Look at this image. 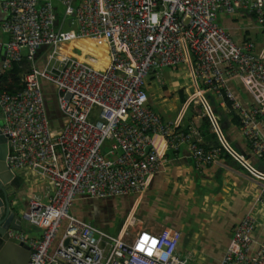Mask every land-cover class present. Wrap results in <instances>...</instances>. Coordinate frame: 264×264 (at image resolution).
I'll use <instances>...</instances> for the list:
<instances>
[{"label": "built area", "instance_id": "obj_1", "mask_svg": "<svg viewBox=\"0 0 264 264\" xmlns=\"http://www.w3.org/2000/svg\"><path fill=\"white\" fill-rule=\"evenodd\" d=\"M1 8V28L8 38L0 40V74L22 60L23 48L33 59L46 45L43 63L22 73L21 87L0 88L8 165L16 174V169L24 170L33 178L30 182L42 187L30 192L21 210L41 235L9 230L29 244L26 264H190L177 249L179 229L130 230L123 225L112 234L75 214L72 205L79 197H120L143 190L164 151L183 144L198 170L221 162L220 146L203 145L193 122L163 118L148 102L149 74L158 77L163 67L185 61L196 86L231 101L241 133L264 164V45L256 49L250 38L237 40L218 19L220 12L242 10L264 31V0H2ZM88 36L106 43L103 68L57 49L61 41ZM232 77L248 101L235 95L228 83ZM44 82L53 86L61 113L55 126L47 114ZM200 99L215 131L220 129L204 96ZM226 149L264 187V171L249 157ZM259 200L264 204L263 196ZM218 264H264V237H256L255 215L246 212L234 225Z\"/></svg>", "mask_w": 264, "mask_h": 264}, {"label": "crops", "instance_id": "obj_2", "mask_svg": "<svg viewBox=\"0 0 264 264\" xmlns=\"http://www.w3.org/2000/svg\"><path fill=\"white\" fill-rule=\"evenodd\" d=\"M1 3L2 0H0V40L4 41L7 40L8 34L1 28V22L5 15ZM55 8L57 12L61 10V6L57 3ZM218 19L232 31L237 40L250 38L255 43L256 49H260L264 45V31L257 26L255 20L247 12L238 10L232 15L220 12ZM45 51L46 45H42L37 49L34 58L29 59L25 55L26 49L23 48V57L18 72L10 71L8 78L0 80V85L12 86L13 90L21 87L22 81L17 76L21 77L22 73L33 64L41 65L44 61ZM1 61L2 56L0 66ZM181 65L186 69L188 68L189 79L192 80V85H196L191 77L188 62H182ZM174 69H178V66L173 70H169L165 66L160 70L158 77L152 71L146 78L149 104L155 107L164 118L177 117L180 119V123L184 125L190 122L185 111L189 100L197 93L198 96L201 97L202 95L205 99V94H209L219 110L216 115L222 117L220 125L224 128V134L222 132L221 134H223L226 142L223 143L218 135L222 144L225 148L230 147L234 151L242 153L246 158L249 157L256 169L264 171V164L254 156L245 136L241 133L239 125L232 121L234 111L231 113L232 109L223 99L217 97L210 90H203L201 85H198L194 92L188 88L189 95L186 96L187 99H185V103L183 102L180 110L178 109L179 92L172 93L171 89L177 90L176 86H171V84L173 85L172 79L176 77L181 81L186 76L178 74V71ZM228 83L238 98L248 101V94L236 77H232ZM203 140L208 143L211 142L207 135H204ZM167 151L171 153L167 154ZM164 154L165 158L162 160L159 169L154 172L143 190L103 200H90V197L88 200L85 199L86 197H79L73 205L74 213L84 218L93 217L94 221L103 226L105 224L111 226L113 224L111 220L113 211L123 209L125 213L130 209L126 219H123L122 226L127 225V221L134 219L136 213L141 214L140 217L138 216V220L143 223L146 222L132 229L157 230L162 226L175 227L181 232L177 249L189 257L190 264H218L234 225L246 212L252 213L256 217L257 239L264 237V204L259 200L260 196L264 197V187L254 181V177L248 172L244 164L234 156L239 164L228 161L221 156V162L209 163L203 169L198 170L194 167L188 147L184 144L178 150H166ZM198 171L199 176L197 178L196 173ZM19 175L22 177L20 182L22 187L19 186V189L16 186H7V190L15 194L12 203L15 210L21 214L30 192L42 189V187L36 186L34 182L27 183L25 180L26 173ZM198 184L202 187L201 192L197 191L199 189ZM46 189L47 187L44 190ZM81 198H84L83 201ZM108 204L112 206L111 216L107 214ZM150 220H154V223H149ZM22 225L26 237H39L41 235V229L25 218H22Z\"/></svg>", "mask_w": 264, "mask_h": 264}, {"label": "water", "instance_id": "obj_3", "mask_svg": "<svg viewBox=\"0 0 264 264\" xmlns=\"http://www.w3.org/2000/svg\"><path fill=\"white\" fill-rule=\"evenodd\" d=\"M1 123L2 118H0V126ZM216 131L222 142L226 143L221 130L217 129ZM7 152V137L2 133L0 127V264H26L31 252L29 244L9 233L10 229L15 231H24L25 229L22 225L23 217L15 210L12 203L15 194L7 190V186L19 187L22 177L9 167ZM66 241L67 239H65Z\"/></svg>", "mask_w": 264, "mask_h": 264}, {"label": "rangeland", "instance_id": "obj_4", "mask_svg": "<svg viewBox=\"0 0 264 264\" xmlns=\"http://www.w3.org/2000/svg\"><path fill=\"white\" fill-rule=\"evenodd\" d=\"M71 27H73V28L76 27V23L74 20H72ZM57 49L61 52L67 53L68 55H70L76 59L87 62V63H89V64H91L97 68H103L106 64V61H107L106 43L102 38L96 37V36L74 37L71 39H67V40L59 42V44L57 45ZM166 68L169 70L170 69L173 70V68L171 66L170 67L166 66ZM174 70H177L178 74L186 76L181 81L178 80L176 77H174L172 79L173 85L171 84V86L177 87L176 88L177 90L171 89L172 93H174V92L178 93L179 92L177 106H178V109L180 110V108L183 105V101H181V97H180V95H181L180 92L182 94H185V92L188 91V88L194 92V91H196L197 87H196V85H192V80L189 79L190 76L187 73H190V72H189L188 68L186 69L185 67H183L180 64V65H178V69H174ZM183 90H185V91H183ZM188 93L189 92H187L186 96L189 95ZM196 95H198V93ZM204 110H205V108H204ZM94 111L96 112V109ZM95 112L92 116L93 118L95 117ZM219 126H220V124H219ZM222 136H223V134H222ZM16 172H17V174H20V173L25 174L26 173L22 169H16ZM25 180L27 181V183H29L30 181L33 180V178L31 177V175L26 173ZM20 187H22V185H20ZM20 187H19V189H20ZM88 198L89 197H86L85 199H88ZM107 208H108L107 214L109 216H111V214H112L111 204H108ZM129 213H130V209L127 210L125 213L123 212V209L121 211H117L115 218L114 219L111 218L113 224L111 226H108L107 230L109 232H111L112 234H115L122 227L123 219H126V217ZM140 215L141 214L138 215L135 213V215H134L135 218L132 219L131 221H127L126 229L129 228L130 230H132V228H137L140 225H143L146 221L143 223L140 220H138ZM149 223H154V220H150ZM23 233H24V231H23ZM56 241H57V239L55 240V242Z\"/></svg>", "mask_w": 264, "mask_h": 264}, {"label": "trees", "instance_id": "obj_5", "mask_svg": "<svg viewBox=\"0 0 264 264\" xmlns=\"http://www.w3.org/2000/svg\"><path fill=\"white\" fill-rule=\"evenodd\" d=\"M61 14H62V8H61V10H59V12H57L58 16H60ZM19 64H20V62H14L10 69H8V70L4 71L2 74H0V80L1 79L4 80V79L8 78L7 76L10 73V71H13L14 73H17L18 70H19ZM17 77L19 78V80H22V76L21 77L17 76ZM11 87L12 86L5 87V86L0 85V88H5V89H7L9 91H13V89ZM200 87H202V86H200ZM43 91H44L43 93H44V98H45V104H46V110H47L48 117H49L52 125H54V126L58 125V124H60V120H61L60 115H61V113H60L59 108H58L57 103H56V96H55L54 88H53V86L51 84L44 82L43 83ZM180 94H181L180 95L181 101L184 102L185 99H186V95L182 94L181 92H180ZM205 97H206V99L208 101V104L210 105V108L213 110V112H214V114L216 116L217 122L220 124L222 122V117L221 116L218 117L216 115L219 110L215 106L216 104L214 102V99H212V97L209 94H205ZM224 100H225V102L228 105L231 104V101L228 98H224ZM153 108L159 113V111L155 107H153ZM185 111H186V116L189 118V120L191 122H193L194 125H196L197 127L200 128V130H201V132L203 134V137H204V135H207L211 139V142H209V143L204 141L203 145H205V146L219 145L220 148H221L222 157H224L228 161H231V162L237 164L238 163L237 160L234 159V157L230 154V152L225 148V146L222 144L221 140L219 139L217 132L213 128V124H212V122H211V120L209 118V115L204 110L203 103H202V101H201V99H200V97L198 95L193 96L189 100ZM231 113H232V111H231ZM234 114H232V121L234 123H236L237 125H240V122H239V119H238L237 115L236 114L234 115ZM220 128L222 130V133L224 134V128L221 125H220ZM166 153L169 154L171 152L167 151ZM207 165L208 164H203L201 166L200 170L203 169L204 167H206ZM198 173H199V171L196 173L197 178L199 176ZM198 186H199V189H197V191L201 192L202 191V187L200 186V184H198ZM114 197H116V196H114ZM107 198H113V197H107ZM81 199H82L81 201H83L84 198H81ZM89 199L90 200H98V199L103 200L105 198L90 197ZM74 203H73V205H74ZM73 205H72V211H73ZM116 213H117V210L113 211V218H115ZM88 219L91 220L96 225L100 226L101 228H104L105 230H107V227H108L107 225L108 224H105L103 226L100 223H97V221H94L93 217L92 218H88Z\"/></svg>", "mask_w": 264, "mask_h": 264}, {"label": "flooded vegetation", "instance_id": "obj_6", "mask_svg": "<svg viewBox=\"0 0 264 264\" xmlns=\"http://www.w3.org/2000/svg\"><path fill=\"white\" fill-rule=\"evenodd\" d=\"M8 153V152H7Z\"/></svg>", "mask_w": 264, "mask_h": 264}]
</instances>
